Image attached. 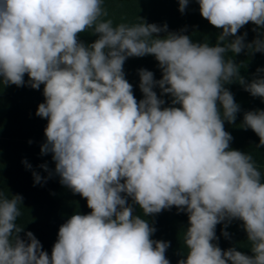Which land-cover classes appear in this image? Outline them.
Masks as SVG:
<instances>
[{
  "label": "clouds",
  "instance_id": "9594fccd",
  "mask_svg": "<svg viewBox=\"0 0 264 264\" xmlns=\"http://www.w3.org/2000/svg\"><path fill=\"white\" fill-rule=\"evenodd\" d=\"M198 2L223 30L215 46L142 18L114 23L105 0H0V83L23 86L27 74L33 89L44 85L36 111L48 120L41 153H52L60 183L92 210L59 227L49 256L31 231L20 236L22 196L0 191V264H170V242L151 238L155 227L134 214L129 197L144 216L172 206L187 212V258L178 264H264L262 172L251 154L230 148L224 128L240 111L225 84L236 80L264 99V76L246 81L225 58L229 50L264 52V38L245 43L246 33L237 35L249 22L264 28V0ZM188 3L179 0L182 13ZM88 29L98 38L86 45L78 34ZM149 54L162 78L139 69L137 101L123 64ZM156 86L172 106L162 107ZM242 126L264 146V110L245 112ZM233 219L243 222L253 255L213 243L217 224Z\"/></svg>",
  "mask_w": 264,
  "mask_h": 264
},
{
  "label": "trees",
  "instance_id": "16d2710c",
  "mask_svg": "<svg viewBox=\"0 0 264 264\" xmlns=\"http://www.w3.org/2000/svg\"><path fill=\"white\" fill-rule=\"evenodd\" d=\"M104 6L108 11L106 18L112 19L114 23L131 24L142 18L146 23L166 24L169 32H183L195 43L215 46L223 31L201 15L198 0H189L183 13L179 8V0H105ZM237 35L244 36L245 43H251L258 36L264 38V28H258L249 22L238 30ZM97 38L98 34L91 29L78 34V39L86 45ZM234 38L230 36L221 44ZM225 58L232 59L238 65L239 75L246 81L264 76V71H258L264 70V52L245 48L236 54L229 50L225 53ZM142 68L152 71L154 79L162 78V70L154 55L127 58L123 71L125 79L133 86V95L137 101L143 99L138 73ZM28 79L25 74L26 83L23 86L0 83V191L9 198L16 194L22 196L20 207L23 215L17 219V224L23 227L20 236L25 237V233L31 231L50 256L58 238L59 227L73 214H88L92 210L87 206L86 198L73 193L70 188L60 183L52 153H41V146L46 142L44 129L48 120L36 115V111L38 105L45 101L44 85L33 89L28 85ZM225 87L230 90L240 106L234 123L224 121L225 130L233 137L230 148L251 154L264 180V146H259V137L251 128L242 126L245 112L264 110V99L253 97L236 80L225 84ZM154 91L158 97L164 99L165 104L162 107L172 106L170 94H161L159 86L154 87ZM175 106L180 107L179 104ZM24 161L31 167H27ZM43 164L47 165V170L41 167ZM34 172L42 177L39 183L34 182ZM127 202L132 205L134 214L140 215L150 226L155 227L156 231L151 237L153 240L170 242L165 253L170 264H178L180 259L187 258V248L183 241L184 232L190 226L187 212L178 211L176 206H172L158 214L144 216L142 209L130 197ZM242 224L238 219L227 223L226 228L225 222L217 224V239L213 243L222 250L235 247L238 251L253 255ZM222 230L229 233L227 238L222 234Z\"/></svg>",
  "mask_w": 264,
  "mask_h": 264
}]
</instances>
